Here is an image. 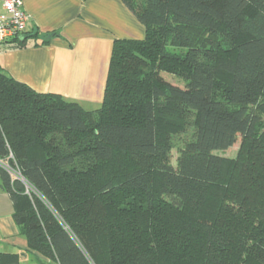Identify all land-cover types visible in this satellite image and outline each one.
I'll use <instances>...</instances> for the list:
<instances>
[{
    "label": "trees",
    "instance_id": "16d2710c",
    "mask_svg": "<svg viewBox=\"0 0 264 264\" xmlns=\"http://www.w3.org/2000/svg\"><path fill=\"white\" fill-rule=\"evenodd\" d=\"M121 1L146 35L114 41L98 110L0 69L27 240L0 264H264V0Z\"/></svg>",
    "mask_w": 264,
    "mask_h": 264
},
{
    "label": "crops",
    "instance_id": "0c3cea01",
    "mask_svg": "<svg viewBox=\"0 0 264 264\" xmlns=\"http://www.w3.org/2000/svg\"><path fill=\"white\" fill-rule=\"evenodd\" d=\"M23 1L29 23L24 34L1 50L0 69L38 93L60 95L86 111L98 110L114 41L143 40L145 27L121 0ZM14 214L10 195L0 187L3 253L27 249ZM22 264L35 263L25 257Z\"/></svg>",
    "mask_w": 264,
    "mask_h": 264
},
{
    "label": "built area",
    "instance_id": "2783aa9c",
    "mask_svg": "<svg viewBox=\"0 0 264 264\" xmlns=\"http://www.w3.org/2000/svg\"><path fill=\"white\" fill-rule=\"evenodd\" d=\"M4 13L0 15V53L4 46L26 31L29 16L23 0H2Z\"/></svg>",
    "mask_w": 264,
    "mask_h": 264
},
{
    "label": "rangeland",
    "instance_id": "374dc122",
    "mask_svg": "<svg viewBox=\"0 0 264 264\" xmlns=\"http://www.w3.org/2000/svg\"><path fill=\"white\" fill-rule=\"evenodd\" d=\"M164 76H165V79L167 81L171 82L172 84L184 87L182 80L177 78L175 75H171V74L166 73ZM239 149H240V141L234 147L230 148L227 151L219 152V154L221 156L227 158V159L233 160L237 157ZM176 158H177V149H175V151L173 152V160H176ZM6 169L9 172H11V174H13L14 177H18V178L20 177L19 174L16 171H14L13 169L11 170L10 167L7 166ZM26 189H27V193L29 192V194H30V192H31V193L35 194V192L32 189H30V187L26 186Z\"/></svg>",
    "mask_w": 264,
    "mask_h": 264
},
{
    "label": "water",
    "instance_id": "95a60500",
    "mask_svg": "<svg viewBox=\"0 0 264 264\" xmlns=\"http://www.w3.org/2000/svg\"><path fill=\"white\" fill-rule=\"evenodd\" d=\"M20 180H22V179H20ZM23 181V180H22ZM24 182V181H23Z\"/></svg>",
    "mask_w": 264,
    "mask_h": 264
}]
</instances>
